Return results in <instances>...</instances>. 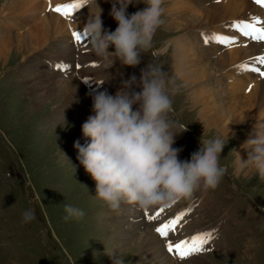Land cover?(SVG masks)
Wrapping results in <instances>:
<instances>
[{"label": "rangeland", "instance_id": "rangeland-1", "mask_svg": "<svg viewBox=\"0 0 264 264\" xmlns=\"http://www.w3.org/2000/svg\"><path fill=\"white\" fill-rule=\"evenodd\" d=\"M49 1L40 0L37 4L39 7L30 5L29 8L26 4L30 3L14 0L12 4L16 5L6 9L7 0H0V17L5 16L12 20L9 22L0 18V21L11 33L25 35L50 12L61 15L52 10L58 5L81 2ZM210 1H215V5L217 3V0ZM97 3L102 9L103 28L115 31L117 24L109 14L112 7L110 0H97ZM176 4H182L184 9L177 10ZM196 5L202 3H194V0H164L162 6L165 9V23L155 34L154 48H164L166 51L155 57L151 52L145 53L141 63L134 68L122 66L118 60L112 66L107 65V62L104 65L97 63L99 58L90 50L86 35L82 32L91 12L82 6L69 10V15L63 20L64 23L68 22L67 28L58 29L55 35L51 33V38L32 52L29 53L16 43L13 44L14 47L10 45L1 48L0 264H113V259L117 256L124 264H156L149 249L131 250L129 244L127 246L123 240L129 235L122 232L124 229L128 231L131 224L137 223L140 214L143 219L149 214L153 217V211L154 215H160L149 219L148 223L153 224L159 219L162 224L157 227L180 213H187L167 236L177 238L176 243L190 241L197 234H211V238L204 245V251L184 260L167 251L166 244L170 240L158 236L155 238L159 248L156 257L160 264H182L183 261L188 262L187 264H264V179L251 166L237 172L238 158L233 151L240 150L239 143L247 134L248 121L236 117L234 124L231 123L234 119H223L221 115L207 118L208 116L202 117L201 114L209 110V107L222 105L226 101L223 89L230 92L233 86L245 80L239 81L235 77L233 81L229 78L235 73V67L220 72L209 71L211 75L201 80L194 77L199 70L194 71V68L182 60L183 47L189 48L201 42L203 46H208L206 50L214 49L210 43H204L205 38H210L211 34L234 41L229 46L221 44L224 51L233 46L241 47L239 41L263 45L264 42H257L245 35L240 38L239 30L234 32L232 29L233 22L237 19L227 20L219 26V23L212 24L202 17L208 7L198 9L195 8ZM144 7L142 3L129 5L127 13L130 15ZM256 8L261 13H255L253 6L252 9L249 8L248 22L258 18L261 23L256 26L264 28V7L256 4ZM81 11L86 18L79 21L76 14ZM174 14L182 16L176 18ZM245 14L239 13L236 16L243 17ZM203 27V30L199 29ZM74 32L80 35L79 42L73 39ZM229 32L232 33L227 36ZM11 33H7V36ZM192 33L204 39L201 41L190 38ZM184 40L191 45H182L186 44ZM108 51H114V48L110 47ZM262 51L261 56L255 57L249 64L248 69H258L257 58H264ZM152 62H158L167 73L168 79L174 82L169 84V95L173 101L172 119L179 125L187 126V130L176 137L173 145L174 148L182 149L179 159H190L191 154L200 147V142L217 136L223 138L228 133L230 136L220 154V164L226 168V174L215 190L197 191L190 201L180 200L148 209L121 204L119 210L113 211L95 197V183L77 159L78 151L74 148V143L79 141L84 145L89 142L81 130L87 118L82 124H78L77 120L81 107L65 105L64 96L55 89V83H41L38 79H47L45 75L49 74L62 78L71 76L73 81L78 80L81 94L76 99L77 104H80L79 100L82 104H88L89 117L93 114L92 94L107 91L110 95H115L123 82L131 76L134 75L139 81L141 70ZM242 62H238V66ZM75 65H78L77 68ZM250 72L251 78L259 75L258 72ZM86 73L91 76L87 77ZM88 78L91 80H86ZM217 80L222 83V87ZM173 87L178 89L175 94L172 92ZM205 87L210 88V91L219 88V96L205 104L198 103L196 98L202 97L198 94ZM245 88V92L240 88L233 101L241 100L245 95L248 97V88ZM258 121L260 124L263 122L262 118ZM227 129L231 131L227 132ZM66 204L84 210V218L65 222L63 216ZM27 209L32 210L35 219L24 224L21 220ZM120 211L125 219L117 214ZM120 220L124 221L120 223V228L112 226V222ZM157 227L144 226L142 230L149 232L152 229L158 235L155 231ZM140 234L142 233L138 231L137 235ZM165 256L172 262H163Z\"/></svg>", "mask_w": 264, "mask_h": 264}, {"label": "clouds", "instance_id": "clouds-1", "mask_svg": "<svg viewBox=\"0 0 264 264\" xmlns=\"http://www.w3.org/2000/svg\"><path fill=\"white\" fill-rule=\"evenodd\" d=\"M110 16L115 31L103 28L102 9L97 0H81L89 15L82 32L97 63L111 65L118 60L122 66L136 67L145 53L155 57L166 51L154 48L157 30L165 23L164 0H110ZM145 7L132 14L129 5ZM94 10V11H93ZM112 47L114 51H108ZM173 83L158 62L148 63L141 70L139 81L133 75L123 82L115 95L107 91L92 94V115L82 125V134L89 141L74 143L77 159L95 183L96 198L111 210L121 204L148 209L180 200H191L197 191L215 190L226 168L220 154L228 140L217 136L200 142L190 159L180 160V148H174L177 136L187 130L172 119L173 101L169 84ZM139 88V91L136 89ZM178 89L172 88L173 94ZM255 128V127H254ZM173 129H176L174 131ZM247 159L236 153L237 172L251 166L264 179V124L245 142ZM63 220L84 218L85 212L71 204L64 205ZM35 219L32 210L23 213L21 222ZM113 264H124L117 256Z\"/></svg>", "mask_w": 264, "mask_h": 264}, {"label": "bare ground", "instance_id": "bare-ground-1", "mask_svg": "<svg viewBox=\"0 0 264 264\" xmlns=\"http://www.w3.org/2000/svg\"><path fill=\"white\" fill-rule=\"evenodd\" d=\"M22 1L30 3V4H26L27 7H29L30 5L35 6V5L39 4V2H40V0H22ZM67 1H70V0H63L61 2H67ZM79 1H81V0H79ZM13 2H14V0H7V5L5 8L6 9H10L11 7L13 8V6L16 5V3L12 4ZM76 2H78V1L77 0L73 1V3H76ZM198 2L202 3V5H196L195 8L200 9L201 7H208L207 9L204 10L202 17H205L208 21L212 22V24L219 23L218 26L220 24H223L225 21L232 20V19H237V20H234V22H238V21L248 22V18H250L248 16L249 15L248 9L249 8L252 9V6H253L255 13L260 12L256 8V3H254L253 0H251V2H250V0H217L216 5H215V1L194 0V3H198ZM79 3L81 4V2H79ZM250 3H252V5ZM45 6L46 5L44 4V7ZM176 6H177L176 7L177 10L178 9H182V10L184 9V8H182V6H183L182 4L181 5L176 4ZM15 9H16V7H15ZM34 11H35V9H34ZM250 12H252V11H250ZM239 13H244V14L246 13V14L243 17H239V16L237 17L236 15ZM70 14H73V13H70ZM76 15H78V16H76ZM76 15L75 16L78 17L79 21L86 18V16L83 14V11L77 13ZM174 15L176 18H179L182 16V15H178V14H174ZM0 18L3 21H5V20H9V22L12 21V20L10 21L11 18L8 19L5 16H2ZM63 20H66V17L50 12L48 15L43 16L42 19L40 20V22L34 25L35 28L31 31L28 30V33H26L25 35H19L16 33L15 34L11 33L9 28L7 26H5L2 21H0V51H2L1 48H3V47L6 48V46H10V45H13L14 43H16L17 46H21V48L23 47L26 51H28L30 53L33 50H35L38 47L45 44L51 38V36H50L51 33L53 35H55L58 33V29H60V30L65 29L66 25H68L67 24L68 22L64 23ZM21 25H23L22 22H21ZM21 25H19V26H21ZM204 28L205 27L199 28V29L203 30ZM232 29L234 32L237 31V28L232 27ZM202 32H204V31H202ZM7 33H11V34H8V36H7ZM231 33L232 32H229L227 36H229ZM238 35L240 38H242L241 37L242 34H241L240 30L238 31ZM9 36H12V37H9ZM210 37H212V34L210 35ZM187 38H189V37H187ZM190 38L199 39L201 41L204 39L203 37L198 36L196 33H192ZM247 38H248V36H247ZM237 39H238V37H237ZM245 40H247V39H245ZM184 41H186V40H184ZM239 42H240L241 47L239 46V48H233V47H235V46H233V47H230L229 50L224 51L225 49H223V47L220 46L221 45L220 43H216V42L211 41V40H209L208 43H210L211 47H213L214 49H208V50H206L208 48V46L207 45L203 46L201 42L196 43L193 46L186 41L185 42L186 44H182V45H187V46L191 45V46H189V48L183 47V49H182V52H183L182 60L184 63H187L189 66H191L192 69L194 68V71L199 70L194 74V77L199 78L201 80H205L209 75H211V72H209V71L215 70V71L220 72V70H224V69L229 68V67H231V68L235 67V69L233 70V71H235V73L233 75H231L229 78H231L233 81H234L235 77H238V79H240L239 81L245 80L244 82H246V83L242 82L241 84H239L240 82H238V85L236 84L237 86H233L232 90L230 89V92L226 90L229 93H227L223 89L222 93H223V95H225L226 101L222 105L212 106L213 108L209 107V110H205L204 114L203 113H201V114H202V117H203V115L208 116L207 118H210L214 115H221V117L223 119H234V122L231 121V123H234V124L236 123L235 121H237V118L241 119L242 121H248V123L246 124V126H247L246 128H248L246 130L247 134L245 137L242 138V141H240V143H239V146H240L239 149L240 150L238 151L241 158L246 160L248 150L246 149L247 146H245V142L253 134L254 130H257L262 123L264 124V78H262L260 75H257L258 77H255V78H251L250 77L251 76L250 70H241L239 68L236 69V67L239 64L238 62H240V61L242 62V60H245L242 63L246 64V66L248 68L249 64L253 61V59L255 57L261 56L260 51H262L261 49L264 47V45L262 43L256 44V43H252V42H250V43L249 42L243 43L241 41H239ZM239 42H237V43H239ZM180 44H181V42H180ZM14 45L12 47H14ZM262 53H264V50L262 51ZM211 65H213V66H211ZM77 66L78 65H75L76 68H77ZM256 66L258 69L264 71V64L259 62L256 64ZM237 74H239V75L237 76ZM240 74H242V76ZM82 75H84V74H82ZM86 75H87V77L91 76L89 73H86ZM45 76H47L46 77L47 79H43L40 77L38 80L41 83H55V84H53V85L57 86V87H55V89L59 90V92L62 93V95L64 96L63 100L65 102V105L72 104L73 106L81 107L80 111L78 113V117H77L78 124H82V122L84 120H86V118L88 119V115H89V107L87 106L88 104L87 105H86V103L82 104L81 100H79V102L82 105L80 106V104H77L76 99L81 94L80 93V91H81L80 86L81 85L79 84V82L77 83L78 80L73 81L74 79H72L71 76H68L65 78L64 77L62 78L61 76H58V77H55L52 75L50 76L49 74H47ZM86 80L90 81L91 79L88 78ZM86 80H84L83 83H85ZM216 82L220 85V87H222V83L219 80H217ZM203 83H204V81H203ZM203 83L201 85H203ZM245 87L248 88V90L246 92V94H248V97L245 95L241 100L238 99V100L233 101V98L236 96V93L240 92V88H243L244 90L242 92H245V90H246ZM209 89L210 88H207V87H205L204 89H201V92L198 95H200L202 97L196 98V101L198 103L202 102V104H205L206 102H209L210 100L214 99L215 96H219V94H218L220 92L219 88L218 89L214 88V91H212V90L210 91ZM217 98H219V97H217ZM223 109H226V110L223 111ZM245 118H247V119H245ZM260 118H262V120H263V122L261 124L258 121V120H260ZM79 126H81V125H79ZM228 129H227V132L231 131ZM228 136H230V134H228ZM124 205H128V204H124ZM117 214L121 215L123 217V219H125V216L122 214L121 211L117 212ZM151 214L154 217H157V214L154 215V211ZM149 215H147L146 219H143L141 217V214L139 215V218H137V215H136L137 223L131 224V228L128 231L126 229L122 230V232H124V234L129 235V237H127L123 240L125 241V244H127V246L129 244L131 250L138 249V250L146 251L147 249H149L153 253L151 258H154V261L156 262V264H160L161 262H157L156 254L158 253L157 251L159 250V248H158V244L155 240V238H157L159 235L154 234L152 229L149 232H147L145 230H142V228H144V226L145 227L146 226L147 227H149V226H156L157 227L158 225H160L162 223H160L159 219L157 221L155 220V223L158 222L157 224L148 223V222H150L149 217H151ZM123 222H124L123 220L112 222V224H113L112 226L115 227L116 229H118V228H120V223H123ZM138 231H140L142 234L137 235ZM167 240H170L171 241L170 243H172L173 245H175V243L177 242V238H175L174 236L167 237ZM123 245H124V242H123ZM124 250H122V252ZM163 260H164L163 262H166V263L167 262L169 263V261H170V259L167 256H165ZM170 262H172V260ZM187 263L188 262H185V261L182 262V264H187ZM202 263L205 264V262H202Z\"/></svg>", "mask_w": 264, "mask_h": 264}, {"label": "snow or ice", "instance_id": "snow-or-ice-1", "mask_svg": "<svg viewBox=\"0 0 264 264\" xmlns=\"http://www.w3.org/2000/svg\"><path fill=\"white\" fill-rule=\"evenodd\" d=\"M254 3L258 4L261 7H264V0H253ZM81 4H68L63 6H57L53 11L61 14L64 17L69 15L70 9H75L81 7ZM258 18L254 19L252 22H233L232 27L237 28V30L241 31L242 35L248 36L250 39L255 40L257 42H264V28L257 27L256 25L260 24ZM246 30V31H245ZM73 39L77 42L80 41V35L76 32L72 33ZM209 40L214 41L216 43L223 44L224 46H229L234 43L228 37H222L218 35H213L210 38H205V43H208ZM258 61L264 64V58H257ZM60 67V66H58ZM241 70H251L253 72H258L259 75L264 78V71H260L259 69H248L246 64H242L237 66ZM159 215V213H157ZM187 215L186 212L178 214L174 219L169 220L167 223L163 224L160 227H157L155 231L161 238H167L170 232L175 230L176 225L180 222V220ZM149 219H155V217H149ZM211 238L210 233L205 234H197L193 236L190 241H180L173 245L172 243H167L166 248L167 251L172 254L175 253L176 257L180 260L186 259L188 256L193 254H198L204 251V245Z\"/></svg>", "mask_w": 264, "mask_h": 264}]
</instances>
